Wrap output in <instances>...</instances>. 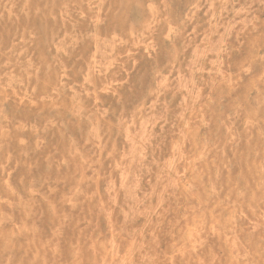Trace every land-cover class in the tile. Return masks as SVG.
I'll return each mask as SVG.
<instances>
[{"label":"rangeland","instance_id":"rangeland-1","mask_svg":"<svg viewBox=\"0 0 264 264\" xmlns=\"http://www.w3.org/2000/svg\"><path fill=\"white\" fill-rule=\"evenodd\" d=\"M0 264H264V0H0Z\"/></svg>","mask_w":264,"mask_h":264},{"label":"bare ground","instance_id":"bare-ground-1","mask_svg":"<svg viewBox=\"0 0 264 264\" xmlns=\"http://www.w3.org/2000/svg\"><path fill=\"white\" fill-rule=\"evenodd\" d=\"M124 2V1H123ZM129 3V2H128ZM129 5V4H128ZM2 7V6H1ZM137 7V6H136ZM147 7H149V6H147ZM179 7H181L180 5H179ZM131 8H132V6H131ZM135 9V8H134ZM139 9V8H138ZM156 11V10H155ZM157 12V11H156ZM159 14V13H158ZM157 14V15H158ZM116 15H117V13H116ZM118 16V15H117ZM118 17H120V16H118ZM11 20V19H10ZM12 23V22H11ZM14 24V23H13ZM172 31V30H171ZM3 33V32H2ZM131 33V32H130ZM139 33V32H138ZM15 36H16V34H15ZM146 36V35H145ZM172 36H173V34H172ZM210 36V35H209ZM212 36H213V34H212ZM17 37V36H16ZM143 37V36H142ZM51 38H52V36H51ZM96 38H98V37H96ZM120 38V37H119ZM174 41H175V39H174ZM145 42V41H144ZM147 44V43H146ZM145 44V45H146ZM95 45H96V43H95ZM95 52H97V51H95ZM260 53H261V51H260ZM13 54V53H12ZM108 55V54H107ZM15 56V55H14ZM263 56V55H262ZM94 57V56H93ZM112 58V57H111ZM113 59V58H112ZM224 59V58H223ZM251 59V58H250ZM93 71V70H92ZM93 74V73H92ZM171 74V73H170ZM157 75V74H156ZM93 76H94V74H93ZM100 79V78H99ZM232 79V78H231ZM96 81V80H95ZM164 82V81H163ZM254 83V82H253ZM119 84V83H118ZM101 85V84H100ZM102 86V85H101ZM103 87V86H102ZM108 87V86H107ZM11 88V87H10ZM105 88V87H104ZM12 89V88H11ZM64 89V88H63ZM218 90V89H217ZM256 90V89H255ZM116 91V90H115ZM257 91V90H256ZM14 92V91H13ZM15 93H16V90H15ZM18 94V93H17ZM27 94V93H26ZM29 94V93H28ZM86 94V93H85ZM16 95V94H15ZM30 96V95H29ZM18 97V96H17ZM47 97H50V96H47ZM79 97V96H78ZM20 98V97H19ZM18 98V99H19ZM52 98V97H51ZM24 99V98H23ZM90 99V98H89ZM20 100V99H19ZM44 101V100H43ZM52 101V100H51ZM53 102V101H52ZM158 102H160V101H158ZM57 103V102H56ZM71 103H72V101H71ZM74 106H75V104H74ZM97 106V105H96ZM217 107V106H216ZM98 110V109H97ZM96 110V111H97ZM141 110V109H140ZM4 111V110H3ZM99 111V110H98ZM143 111V110H142ZM250 115V114H249ZM240 116V115H239ZM250 117V116H249ZM2 119V118H1ZM98 119V118H97ZM136 119V118H135ZM120 120V119H119ZM143 120V119H142ZM141 120V121H142ZM2 121H3V119H2ZM259 120H257V122H258ZM149 123H150V121H149ZM236 124V123H235ZM86 126V125H85ZM123 126V125H122ZM203 126V125H202ZM258 126V125H257ZM125 128V127H124ZM244 130H245V128H244ZM262 131V130H261ZM65 132V131H64ZM63 132V133H64ZM182 133V132H181ZM239 133H240V131H239ZM65 134V133H64ZM94 134V133H93ZM242 134V133H241ZM145 135V134H144ZM181 138H182V136H181ZM184 138V137H183ZM23 140H24V138H23ZM215 141V140H214ZM24 142V141H23ZM136 142V141H135ZM213 142V141H212ZM138 143V142H137ZM87 144V143H86ZM118 146V145H117ZM239 147V146H238ZM237 147V148H238ZM72 148H74V147H72ZM147 148V147H146ZM145 148V149H146ZM28 149V148H27ZM66 150V149H65ZM75 150V149H74ZM101 150H102V148H101ZM94 152V151H93ZM249 152V151H248ZM187 153V152H186ZM250 153V152H249ZM97 154V153H96ZM250 154H252V153H250ZM101 155V154H100ZM99 155V156H100ZM109 155V154H108ZM253 155V154H252ZM35 156V155H34ZM255 158H257V157H255ZM186 159V158H185ZM100 162V161H99ZM172 165V164H171ZM74 167V166H73ZM110 167V166H109ZM227 167V166H226ZM67 168H69L68 166H67ZM161 168V167H160ZM179 168V167H178ZM59 169H60V167H59ZM49 170V169H48ZM57 170V169H56ZM76 170H78V169H76ZM114 171V170H113ZM116 172V171H115ZM163 172V171H162ZM168 172H169V170H168ZM219 172V171H218ZM217 172V173H218ZM83 173H86V171L85 172H83ZM112 174V173H111ZM219 174V173H218ZM189 178V177H188ZM89 179V178H88ZM260 185V184H259ZM142 186V185H141ZM237 187V186H236ZM248 188H249V186H248ZM261 188H262V186H261ZM194 189V188H193ZM248 191H250L249 189H248ZM211 197V196H210ZM254 197V196H253ZM231 199V198H230ZM30 242V241H29ZM9 245V244H8ZM49 245V244H48ZM35 246V245H34ZM36 247V246H35ZM55 247V246H54ZM52 249V248H51ZM37 250H38V248H37Z\"/></svg>","mask_w":264,"mask_h":264}]
</instances>
